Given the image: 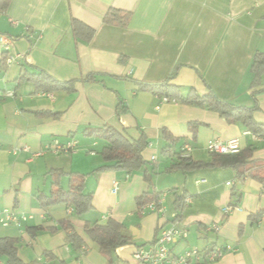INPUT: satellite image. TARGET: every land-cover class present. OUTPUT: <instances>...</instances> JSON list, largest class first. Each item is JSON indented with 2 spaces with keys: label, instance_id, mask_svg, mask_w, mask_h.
<instances>
[{
  "label": "crops",
  "instance_id": "1",
  "mask_svg": "<svg viewBox=\"0 0 264 264\" xmlns=\"http://www.w3.org/2000/svg\"><path fill=\"white\" fill-rule=\"evenodd\" d=\"M113 9L130 14L125 26L103 21ZM72 20L93 29V37L74 36ZM0 35L12 39L21 55L5 64L0 44V211L32 216L19 227L0 224V239L16 241L21 261L137 264L135 250L175 226L186 237L171 253L196 250L200 257L190 264H264V184L246 175L236 178L205 150L209 140L236 139L240 152L252 149L250 161L264 162V140L244 136L249 130L214 111L163 101L134 83L168 80L183 94L212 92L240 107L254 106L251 93L260 91L253 119L264 125V78L250 88L253 55L264 52V0H8L0 8ZM40 72L75 81L72 90L36 91L28 78ZM91 74L94 81L86 82ZM192 123L198 124L194 131ZM100 127H112L131 142L144 139L145 168L96 172L105 165L99 155L103 144L85 133ZM163 129L189 145L191 160L205 166L165 172L171 162L161 157ZM54 143L73 149L54 153ZM144 169H154L150 183ZM70 174L84 177L91 208L79 215L62 204L42 207L53 180L67 190ZM156 193L158 210L145 208L153 202L138 210V197ZM181 195L186 205L177 213ZM258 213L254 222L250 216ZM109 219L125 226L131 243L105 256L84 230ZM63 223L84 240L80 250L67 243ZM216 250L221 257H212ZM0 264H6L4 258Z\"/></svg>",
  "mask_w": 264,
  "mask_h": 264
},
{
  "label": "trees",
  "instance_id": "2",
  "mask_svg": "<svg viewBox=\"0 0 264 264\" xmlns=\"http://www.w3.org/2000/svg\"><path fill=\"white\" fill-rule=\"evenodd\" d=\"M8 0H0V8L5 6ZM130 14L119 10H109L103 18L106 24H117L125 26L129 20ZM72 32L74 36L89 41L93 35L94 30L84 25L83 23L72 20ZM252 73V81L250 88L259 87L264 78V52L257 51L254 53L252 63L250 66ZM95 75H88L86 82H92ZM34 85L36 91H56V90H72L75 81L61 82L51 76L40 72L36 75H31L28 78ZM138 91L149 92L159 98H166L168 102L174 101L180 104L206 108L210 111L218 113L226 122L230 124H239L244 129L251 131L256 135L264 137V125L256 123L253 119V113L258 110L255 96L260 91L251 93L254 100L252 107H240L229 104L225 101L219 100L212 92L206 95H199L193 89H189L186 94L182 93L180 87L170 84L168 80L164 82L145 83L134 81ZM117 107V111H122ZM39 115H46L45 112L38 113ZM197 123L189 124L191 130L197 128ZM86 136L102 141V148L99 155L105 162L104 166L96 169V172H102L109 169H121L127 173L140 171L147 165V162L142 157V151L146 146L144 139L137 141H129L121 132L112 127H100L86 130ZM162 137L165 141V146L161 150V157L170 160L171 164L164 170L167 173L173 171L185 172L193 170L205 164L197 163L191 160L190 157H182L184 146L180 138L172 136L167 130H162ZM217 159L218 165L222 167H230L236 173V178L242 179L245 175L260 181L264 184V162L250 161L252 156V149L247 148L242 152L232 155H214ZM207 166V165H206ZM145 170V169H144ZM154 169L151 171L145 170L143 178L146 182H151V177L154 174ZM55 176V174H53ZM161 194H144L136 199V206L141 210L146 203L153 202L155 209L160 208L159 199ZM92 197L90 194H84V177L77 174L69 175L68 189L63 190L55 180L52 183V191L50 196L46 197L41 202L42 207L62 204L67 208L70 207L76 214H83L91 208ZM175 211L181 212L185 208L184 196H177L175 200ZM262 213L256 216H250L255 222L261 217ZM63 228L66 231V241L73 250H80L85 242L74 230L71 229L68 223H63ZM37 231L44 230L36 227ZM125 226L122 223L109 219L105 225L97 223L93 225H85L86 236L97 245L101 254L109 256L113 250L118 247L125 246L131 243V239L124 233ZM51 230V229H50ZM53 232V230H51ZM16 241L9 238L0 239V258H4L6 264H31L24 263L17 255L15 247ZM49 257L47 252L44 253Z\"/></svg>",
  "mask_w": 264,
  "mask_h": 264
},
{
  "label": "built area",
  "instance_id": "3",
  "mask_svg": "<svg viewBox=\"0 0 264 264\" xmlns=\"http://www.w3.org/2000/svg\"><path fill=\"white\" fill-rule=\"evenodd\" d=\"M0 44L3 50V61L5 64L9 65L14 63L16 60L21 58L20 54H17L13 50V40L8 38L7 36L0 35ZM6 96L11 97L12 93L7 92ZM2 95H0V101L2 100ZM163 101H167L166 98L162 99ZM244 136H249L254 140L263 141L264 137L260 135H256L251 131H245L243 133ZM49 150L50 147H47ZM73 149V145H66L60 147L57 143H54V147H52V152H57L59 150L68 152ZM205 150L209 154L213 155H232L240 152V146L238 140H228V141H220V140H209L205 145ZM182 157H189L190 146L184 145L182 147ZM155 160L154 157L151 159ZM116 188L114 184V189ZM145 208H148L151 211L155 210V205L153 203L147 205ZM143 207V209H145ZM229 210V208H228ZM32 219L31 215H20L17 216L11 211L4 209L0 211V224L3 226H7L13 224L15 226H21L24 222ZM214 230H217V227H213ZM186 237V233L175 226H172L168 229L160 230L157 234L155 240L144 247H139L135 250L133 254V258L137 264H190L194 260H198L200 257V253L196 250L187 251L185 254L180 256H174L171 253V246L177 243L180 239H184ZM222 256L221 250H216L212 253L213 258H219Z\"/></svg>",
  "mask_w": 264,
  "mask_h": 264
}]
</instances>
